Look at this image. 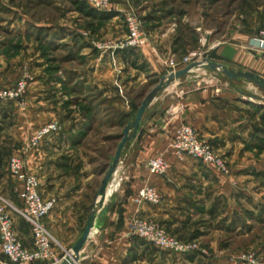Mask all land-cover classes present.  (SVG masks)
Masks as SVG:
<instances>
[{"label":"crops","instance_id":"obj_1","mask_svg":"<svg viewBox=\"0 0 264 264\" xmlns=\"http://www.w3.org/2000/svg\"><path fill=\"white\" fill-rule=\"evenodd\" d=\"M254 33L239 30L226 31L219 37L214 34L208 60L264 78V50L250 47ZM180 52V48L169 47L165 38L156 37L154 31L140 48L136 65H145L149 75L162 78L168 74L166 58ZM131 59L122 55L112 60L96 52V56L87 58L83 76L102 96L118 97L117 88L112 86L115 76L124 90L137 88L144 76L128 66ZM38 82L30 86L25 108L13 102L0 105V195L15 208L21 206L12 191L14 183L16 187L18 184L7 171V159L40 125L50 121L48 115L57 107L43 100L46 94L37 88ZM239 103L246 104L232 91L195 88L188 76L165 86L147 108L137 137L124 149L76 264H235L231 258L247 248L256 230L254 223L264 225V188L248 180L262 173L264 166L245 164L248 153L240 151L248 142L250 123L255 122H249L247 104ZM182 124L189 125L228 161L241 162L231 165L230 176L175 154L172 142ZM69 133L48 137L23 155L27 170L38 180L41 197L56 201L43 224L54 240L55 256L60 261L82 234L92 211V205L83 202L82 193L88 188L91 191L93 176L83 175L88 168L77 166L74 152L67 154ZM156 157H162L168 165L163 176L151 174L146 167L147 161ZM76 175L84 185L73 190L67 177ZM146 185L160 193V204L148 205L136 199L138 190ZM12 218L19 240L31 248L29 225L19 215ZM134 219L154 222L179 240L198 241L215 254L206 260L158 251L130 235Z\"/></svg>","mask_w":264,"mask_h":264},{"label":"rangeland","instance_id":"obj_2","mask_svg":"<svg viewBox=\"0 0 264 264\" xmlns=\"http://www.w3.org/2000/svg\"><path fill=\"white\" fill-rule=\"evenodd\" d=\"M78 1L89 6L84 0ZM106 2L107 9L100 12H112L115 16L99 21L79 13L70 0H0V81H2L0 89L13 87L21 79L26 81L22 99L0 100V105L6 106L13 102L18 108H25L30 86L39 81L37 84H40V87L37 88L46 94L43 100L56 103L57 106L54 111L51 109L52 114L48 115L47 120L50 121L40 127L50 122L58 124L60 130L46 138L70 132L71 141L66 152L67 154L74 152L78 167L88 168L87 171H83V175L93 176L90 182L91 191L89 188L85 189L82 199L83 202L86 200L85 204L92 205L91 210L94 211L99 208L98 190L112 162L125 126L133 121L142 100L160 80L158 76L149 75L145 65H136L142 46L119 49L128 35L127 16H133L139 23L141 35L146 40L144 45L148 42V36L155 31V36L165 38L169 47L181 49L178 55L166 58L168 74L185 68L184 59L190 58L193 53L198 55L195 58L197 62L208 60L209 42L214 34L219 37L226 31L242 30L254 31L255 37L264 31V0H106ZM96 52L99 56H108L112 60L122 57L123 53L127 58L132 57L128 66L144 73L141 84L137 88L124 90L115 76L112 86L117 88L118 97L102 96L97 86L89 83L83 76L87 58L91 55L96 56ZM186 76L195 88L226 89L247 104L249 122L255 123H250L248 142L241 146L240 151L248 153L245 164L264 166V92L250 82L230 83L220 70L210 71L206 67H197ZM174 82H169L167 86ZM29 141L13 154L24 155L26 150L32 149L29 147ZM214 153L225 162L229 170L227 176L232 174L231 165L241 163L228 161L222 153L215 151ZM13 154L11 155L14 156ZM71 172L75 174V171ZM77 176L67 177L68 187L73 190L83 184L81 177ZM248 180L253 185L264 188V171L258 172ZM12 191L17 196L16 183ZM261 192L264 194V190ZM1 197L0 199L13 206L14 203ZM261 198L264 199V195ZM87 216L85 215L84 220ZM148 222L164 230L154 222ZM255 228L249 237L247 248L240 250L231 258L235 264H264V225L254 223L253 229ZM166 234L197 248L193 253L176 255L148 245L166 254L181 257L201 256L208 260L215 254L198 241H182L167 232ZM243 256H252L253 263L245 260ZM0 264H10L1 252Z\"/></svg>","mask_w":264,"mask_h":264},{"label":"built area","instance_id":"obj_3","mask_svg":"<svg viewBox=\"0 0 264 264\" xmlns=\"http://www.w3.org/2000/svg\"><path fill=\"white\" fill-rule=\"evenodd\" d=\"M92 8L101 11L107 9L106 0H84ZM128 35L119 49H134L145 44L140 26L133 16H127ZM250 47L264 50V31L252 38ZM198 55L193 53L184 59V64L195 62ZM197 62V61H196ZM172 65V63H170ZM193 71V70H192ZM191 73V71H190ZM26 81L21 79L13 87L0 89V100H20L25 93ZM60 130L56 122H50L38 128L29 141V147L35 148L47 136ZM172 149L179 157H189L203 165L213 168L222 175H229L225 162L215 155L211 146L198 138L194 130L186 125H180L175 133ZM148 171L156 176L166 174L168 165L162 157L149 159L146 163ZM9 175L14 178L20 209L10 206L0 199V252L10 264H59L54 252V240L43 224V220L55 206V199H43L39 193L37 178L27 170L23 154L11 156L7 162ZM138 201L148 205L160 204V193L151 186H143L137 192ZM20 215L29 225L32 247H25L19 240L13 227L12 214ZM130 235L157 249L176 255L193 253L195 245H186L166 234L158 226L143 220L134 219L130 224ZM252 262V256H243ZM253 263V262H252Z\"/></svg>","mask_w":264,"mask_h":264},{"label":"water","instance_id":"obj_4","mask_svg":"<svg viewBox=\"0 0 264 264\" xmlns=\"http://www.w3.org/2000/svg\"><path fill=\"white\" fill-rule=\"evenodd\" d=\"M197 67H206L210 71L220 70L227 77L230 83H233L234 81L250 82L256 85L260 90L264 92V78H261L258 75L250 72L235 71L233 69L223 66L222 64L214 63L206 59L199 62L196 61L192 62L191 64L187 65L185 68L175 72H171L166 76L160 78L157 85L154 86L142 100L133 121L131 123H128L122 132V136L116 148L112 162L108 166L104 180L101 183V186L98 190L97 204L99 208L103 207L108 186L116 171L120 157L126 146L137 137L138 132L141 128L143 116L149 105L154 101L156 96L165 88V86L168 85L169 82L176 81L180 78L185 77L186 75H188V73H190V71H192ZM94 219H95V211L92 210L82 234L73 244V246L67 251L65 257L62 259V261L59 264H76L78 262V255L89 237Z\"/></svg>","mask_w":264,"mask_h":264},{"label":"trees","instance_id":"obj_5","mask_svg":"<svg viewBox=\"0 0 264 264\" xmlns=\"http://www.w3.org/2000/svg\"><path fill=\"white\" fill-rule=\"evenodd\" d=\"M70 1L74 4L76 10L79 13L93 20L105 21L115 16V14L112 12H100L98 10L90 8L88 5L78 0H70ZM124 56L125 53H123V57Z\"/></svg>","mask_w":264,"mask_h":264},{"label":"bare ground","instance_id":"obj_6","mask_svg":"<svg viewBox=\"0 0 264 264\" xmlns=\"http://www.w3.org/2000/svg\"><path fill=\"white\" fill-rule=\"evenodd\" d=\"M194 70H196V68H195V69H193V71H194ZM248 100H250V99H248ZM252 102H253V101H252Z\"/></svg>","mask_w":264,"mask_h":264}]
</instances>
